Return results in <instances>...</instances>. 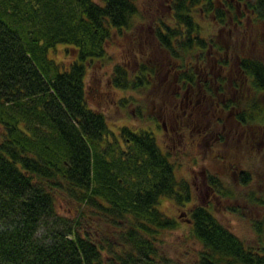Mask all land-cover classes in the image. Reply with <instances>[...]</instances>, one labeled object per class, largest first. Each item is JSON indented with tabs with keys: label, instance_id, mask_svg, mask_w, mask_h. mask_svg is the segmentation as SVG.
I'll return each mask as SVG.
<instances>
[{
	"label": "trees",
	"instance_id": "trees-1",
	"mask_svg": "<svg viewBox=\"0 0 264 264\" xmlns=\"http://www.w3.org/2000/svg\"><path fill=\"white\" fill-rule=\"evenodd\" d=\"M170 2L172 16L158 17L154 36L174 61L189 53L188 59L204 62L210 49L228 48L223 38L203 34L197 13L220 25L264 21V0ZM138 11L136 0H0V264H172L156 240L178 223L160 203H191L190 183L177 177L151 131L121 125L117 135L86 97L88 69L103 60L115 34L131 29ZM59 44L74 50L66 51L67 63L53 56ZM237 55L238 78L229 84L218 78L217 89L194 70L180 68L181 78L203 83L216 107L243 126H259L264 138V60ZM148 65L140 59L131 72L114 64L112 84L148 87L154 72ZM242 173L239 185L247 190L238 194L247 210L262 215L251 219L254 243L226 227L210 205L194 204L187 221L200 249L187 264H264V174ZM210 176L213 194L237 195ZM57 192L90 207L114 232L85 229L81 217L62 215Z\"/></svg>",
	"mask_w": 264,
	"mask_h": 264
},
{
	"label": "rangeland",
	"instance_id": "rangeland-1",
	"mask_svg": "<svg viewBox=\"0 0 264 264\" xmlns=\"http://www.w3.org/2000/svg\"><path fill=\"white\" fill-rule=\"evenodd\" d=\"M170 1L136 0L139 14L133 19L134 25L123 36L115 34L105 46L103 60L88 69L86 97L89 105L105 114L109 127L117 135L121 125L129 126L134 131L139 128L151 131L162 151L168 154L175 164L177 177L186 179L190 183L191 203L178 206L167 198L161 201V210L175 219L178 224L176 229L165 230L156 240L157 247L165 257L170 259L172 264H187L197 258V251L200 249V244L190 237V227L187 221L189 217L187 210L194 204L210 205L226 227L246 243H254L256 233L251 219L262 215L257 213V208L248 207L247 210L244 205L247 203L238 193H244L247 188L239 185V176L243 175L241 170H244V172L250 171L256 177L259 173L263 178L264 165L258 159L264 160V138L260 135L259 126H243L233 118L232 114L226 116L224 111L214 113L217 119L221 117L223 120V123L218 124L221 131L219 138L214 139V136L204 135L202 129L196 128L195 123L192 122L196 115L194 112L199 110L204 103H198L189 108L183 105L182 108L179 107L181 108L179 112L188 108L190 115L189 113L183 114L184 118L180 114L178 116L176 114L178 108H176L172 93L175 86L169 85L165 75L173 65L175 69L182 68L190 72L194 70L198 78L200 77L201 81L204 80L206 85L214 86L218 78L226 79V83L229 84L230 81L238 78L235 67L238 53L240 56L248 54L264 60V21L251 17L247 18L242 25L235 24L233 20L220 25L212 15L197 13V22L203 34L214 40L223 38L228 48L218 51L210 49L211 52L206 53L204 62L197 63L195 60L188 59L193 56L189 53L183 54L184 57L187 56L185 61H174L154 37V24L158 17L164 14V17L172 16ZM166 19L168 20L169 17ZM66 51L74 53L73 49L59 44L54 49L53 56L57 61L67 63L72 56ZM136 51L141 52L144 58L134 56L133 52ZM140 59L141 61L147 60L148 66L154 67L151 85L140 89L115 87L110 78L114 64H123L133 72L134 62L138 65ZM206 73L215 76V81L210 82V77L204 75ZM260 96L264 102V95ZM175 120L182 121L180 123L183 125L188 124L189 129L186 128L185 134L180 135V130L184 126L178 128ZM262 123L264 125V120ZM170 127L174 130L168 132ZM213 129L212 126L206 131ZM210 175L218 177L226 185L233 187L237 195L232 199H223L213 194L212 188H205L202 184L203 177L210 184ZM258 184L255 179L253 185ZM57 193V210L62 215L69 218L81 217L85 229L95 230L109 236L114 232L113 229L106 227L103 221L92 215L90 207L71 199L67 193ZM229 207L236 208L238 211H231Z\"/></svg>",
	"mask_w": 264,
	"mask_h": 264
},
{
	"label": "flooded vegetation",
	"instance_id": "flooded-vegetation-1",
	"mask_svg": "<svg viewBox=\"0 0 264 264\" xmlns=\"http://www.w3.org/2000/svg\"><path fill=\"white\" fill-rule=\"evenodd\" d=\"M138 52L137 51L133 52L134 56H137V57L140 56L138 54ZM210 52L211 51H209L208 53H210ZM171 69H173V70L171 72H169V70H171ZM169 70L166 72L165 76H166V81H168L169 85L175 86V88H174L175 90L172 93L174 94L173 98H174V102L176 103V108H178V112L176 114L178 116L180 114V116L182 118H184V115H186V113H189V115H190V111L188 112L189 107H194L198 103H200V101H203V103H204L203 106L200 107L199 110L194 112V113H196V115L193 113V115H195V119H193L192 122L195 123L196 128L202 129V132L204 135L214 136V139L219 138V132H221V131L218 127V124L223 123V120L221 119V117H219L217 119L215 117L214 113L216 111L223 112V110L219 109L218 107L215 106V104L218 105L217 101H215V99L212 97V95L207 94V92L203 86V83H199V82L192 83V80L187 81L186 79L181 78L180 69L179 70H178V68L175 69V67L173 65H171ZM204 75L210 77V79H209L210 82L215 81V79H214L215 76H209V74H207V73ZM203 82H205V81L203 80ZM217 88H218V86L216 85V89ZM222 100H224V98ZM183 105H184V107H188V108H186L183 112L180 113L179 111L181 110ZM179 107H181V108H179ZM209 108H210V112L208 113ZM175 122L178 125V128H179V126H184V128L180 130V135L181 134L183 135V133L185 134L186 128H188V124L183 125V123H180L182 121H179V120H175ZM183 122H184V120H183ZM185 123H187V122H185ZM212 126L214 127V129L212 131H206L207 128L211 129ZM173 130H174V128L170 127V130L168 132H171ZM168 132H167V134H170ZM242 172H243V170H241V173ZM202 184L205 185V188H212L210 186V184H208L207 180H205L204 177L202 178Z\"/></svg>",
	"mask_w": 264,
	"mask_h": 264
},
{
	"label": "bare ground",
	"instance_id": "bare-ground-1",
	"mask_svg": "<svg viewBox=\"0 0 264 264\" xmlns=\"http://www.w3.org/2000/svg\"><path fill=\"white\" fill-rule=\"evenodd\" d=\"M202 102H203V101H200V103H199V104H203Z\"/></svg>",
	"mask_w": 264,
	"mask_h": 264
}]
</instances>
